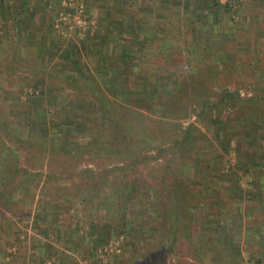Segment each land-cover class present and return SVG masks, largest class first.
Segmentation results:
<instances>
[{
    "label": "rangeland",
    "instance_id": "1",
    "mask_svg": "<svg viewBox=\"0 0 264 264\" xmlns=\"http://www.w3.org/2000/svg\"><path fill=\"white\" fill-rule=\"evenodd\" d=\"M80 1L85 7L80 19L86 24L77 19V0L59 1L55 30L62 59L60 66L50 71L61 73L58 77L81 78L86 82L93 78L122 112L137 111L158 121L145 122L143 126L139 119H131L153 138L163 141L164 135L166 142L171 143L176 134L194 125L195 147L189 156L199 149L200 153L191 164L181 162L176 171L211 189L207 204L198 208L193 219L197 224L203 222L202 229L220 237L223 247L243 250L242 264H257L250 258L255 248L252 241H244L245 229L239 217L232 222L226 217L230 220L227 226L224 222L218 225L217 221V226H212L205 217H218L220 213L238 215L247 200H255L264 209V100L255 99L264 98V71H260L264 70V0H149L147 4L134 0L138 6L132 22L136 34L124 36L114 46L107 38L112 24L100 21V1ZM172 12L181 16V29L195 42L186 48L185 58L176 55L170 59L167 55L172 47L177 51L183 49L169 40L168 30L164 29ZM194 30L197 33L192 36ZM10 31L0 40L18 48L24 36ZM159 45H164L162 52ZM29 54L30 69L16 70L17 65L11 64L14 82L2 102L0 99V177L5 176L3 168L11 164L33 173L42 172L44 176L32 180L14 198L10 208L0 213V264H116V256L125 253H137L146 264L162 259L155 248L156 239H147L156 229L144 226L160 221L149 218L144 211L152 206L147 192L140 184L130 185L128 193L118 197L120 205L114 202L115 193L125 192L124 185L121 190L117 186L136 184L134 177L142 183L158 180L156 163H141L130 174L110 172L109 181L116 188L101 179V189L91 197L85 210L82 194L86 193L82 187L86 179L81 174L86 172L93 177L88 183L98 182L94 177H101L125 161L114 154L117 148L110 146L115 140L113 129L101 119L88 93H83L86 101H81L77 98L82 94L76 96L77 90L67 88L62 101L58 96L61 87L45 83L35 89V78L45 77L25 74L41 68L37 65L39 54ZM186 60L191 62L190 67ZM240 68H245V73ZM185 84L187 88L179 94V101L168 107L172 91L179 85L181 91ZM226 91L236 94L235 102L220 104ZM27 100L28 110L24 105ZM205 102L210 105L205 107ZM33 134L60 141V150L52 154L49 145L45 148L46 157L37 153L39 161L36 157L33 161L35 151L28 153L23 143L26 138L35 139ZM96 144L104 151L94 153L92 146ZM9 148L18 150V154L12 156ZM148 151L143 149L139 157L152 154ZM172 157L165 153L162 158ZM36 163H41V167ZM22 176L19 172L18 177ZM76 184L82 186L80 192L76 191ZM257 190L261 193L254 196ZM25 192L28 195L20 199ZM129 193L141 197L131 204ZM223 202L234 207L232 212L222 211L226 206ZM247 226L256 225L248 221ZM263 235L258 239L262 240ZM213 254L211 251L206 258L200 257L199 264H219Z\"/></svg>",
    "mask_w": 264,
    "mask_h": 264
},
{
    "label": "trees",
    "instance_id": "2",
    "mask_svg": "<svg viewBox=\"0 0 264 264\" xmlns=\"http://www.w3.org/2000/svg\"><path fill=\"white\" fill-rule=\"evenodd\" d=\"M170 16L171 17L169 18V23L165 26L164 29L168 30L169 40L172 43H179L183 49H178L177 51L175 47H172L171 49H169L167 55L170 59H175L176 55L178 56L177 58H185L186 48L192 47L195 42L192 41V38H190L189 40L188 34L181 29V16L174 12H172ZM195 33H197V31L194 30L192 32V36H194ZM163 47L164 45H159V52H162L161 50ZM166 49L167 48H165L164 50ZM186 62H189L188 64L186 63V65L190 67L191 62L188 60H186ZM181 70L182 73H185V67L182 66ZM239 71L245 73V68H240ZM260 71L264 70L260 69ZM58 74L61 73H59L58 71H48L43 67L34 68L31 76L35 77L38 75H43L46 79H35V89H38L40 85L42 86L45 83L52 84L53 86H57L58 88L61 87L62 90L60 91V95L58 96L61 97L60 99L62 101V97L66 95L64 90L67 88L77 90V93L75 94L76 96L78 94H82L79 95L80 98H77L81 99V101H86V97H84L83 93H88L90 96V100L96 105V107H98V110L101 113V119L104 121V123L107 122L108 124H110L111 128L113 129L115 140L112 141L110 146H112L114 149L117 148L114 151V154L117 153L122 161H125L121 162V165L117 168L103 173L101 177H94L98 180V182L93 181L91 183H88V180L92 179L93 177L87 176L86 172L81 174L86 179L84 180V188L82 186L77 187L76 184V191L80 192V188L82 187V190H84L83 192L86 193L82 194L83 196L80 193V196H82L83 199L82 202L85 204V210L88 207L87 205L89 204L91 197H95L97 194L96 191H99V189H101V186L103 185V183H101L100 181L101 179L103 180V182H107L109 187L116 188L109 181L110 172L120 171L121 173H129L133 170H137L136 167L141 163L154 162L156 163L155 168L157 171L158 180H152L151 182L149 180H145V182L142 183L143 180L141 181L138 178L134 177L136 180V184H132L131 182L121 184L117 186V188L119 187V190H121L122 186L124 185L125 187H123L125 192L120 191L118 193H115L114 195V202L115 204H117V206H119L120 201L118 200V197L121 196L122 193L126 195V193H128L127 191L130 185L140 184L141 188L147 192L145 194L146 198L152 200V208L149 207L144 211L149 215V218L156 217L159 218L160 221L158 222V224L156 222H153V224L147 223L144 226L146 228L156 229L150 232V235L147 237V239H156V251H158L157 253L160 252L159 256H163V258L160 260H153L152 262H149L147 264H199L200 262H202L200 257L204 256L206 258L207 254L211 253V251L212 253H215L212 255V257L219 264H242L243 256L240 251L223 247L222 242L219 241L220 237H218L216 234L209 233L208 231L202 229V227H204L203 222L197 224L193 219L194 214L198 210V208L204 207L205 204H207L208 201H206V198L208 196V191L211 188L206 187L202 184H197L193 181L192 178L186 176L182 172L180 173L176 171V166H178L181 162L185 163V165L186 163L191 164L194 160V156L197 157L200 153L199 149L189 156L191 148L195 147V140L193 137V132L196 129L195 126L191 125L187 128V130H185V132L176 134L171 143L166 142L167 138L164 135L163 141L160 138H153V136L147 135L146 132L142 130V128L140 129L136 127L134 125V121L131 119L132 117L133 119H139L141 125L143 126H145V122H154V120L148 117L146 118V116H144V114L141 112L132 110L127 111L126 113L122 112L117 104L110 99L108 91L97 84L96 80L92 78L90 81L86 82L81 78H62V76L58 77ZM190 75L191 74L188 73V76ZM47 80L48 82H46ZM263 83L264 82H262V84ZM189 87L190 86H188V88ZM186 88L187 87L185 84L181 91L180 85L179 87H177V89H174L172 91L173 93H171L172 95L167 99L169 101L167 106L169 107L173 102L179 101V94H182V92ZM235 97L236 94H232L231 92L226 91L222 94L219 103L222 104L235 102L233 101L235 100ZM189 99L190 98H188L187 100ZM255 99L264 100V98L262 97H256ZM24 105H30V100H27ZM206 105L208 106L210 104L208 102H205L204 106L207 107ZM28 109L29 106L26 110ZM32 110L33 108L31 107V112ZM148 110L154 112L153 109L150 110L149 108ZM161 115L165 116L163 113ZM154 123H158V121ZM176 132L178 131L176 130ZM33 135L35 139L30 140L26 138V141L23 140V143L27 145L28 148L29 146L31 148L26 149L28 150V153L33 154V152L35 151L33 161L35 160L37 153L42 154L45 158V148L49 145L50 149H52V154H55L56 150H60V141L49 139L47 137L40 138L36 134ZM145 148L149 150L147 152L148 154H152L139 157V152L143 151V149ZM92 149L94 150V153L104 151L99 148L97 144L93 145ZM9 150H11L12 156H16L18 154V150H12L11 148H9ZM110 151H112V149L108 150V152ZM165 153H169L170 155H173V157L171 159H164L165 157L162 158ZM187 156H189V158ZM44 158L43 161L46 160ZM36 159L38 160L37 157ZM41 163H36V165H39V167H41ZM252 165H254V167L256 166V164ZM3 170L5 176L0 177V213L4 214V212H6L8 208H10V205H12L14 198L19 195L20 191L24 190V187L27 188V185H29L32 180H36L37 177L42 178V176L44 175L42 172L33 173L26 168H19L16 164L8 165L7 167L3 168ZM19 172L22 173V177H18ZM136 175L139 176L138 172H136ZM133 176H135V173L133 174ZM129 179L130 178L125 179V181H128ZM261 189H263V186ZM92 190L95 191L91 192ZM152 191L155 193L154 195L151 193ZM27 195V192L23 193L20 199L26 197ZM130 196L132 198V200H130L131 204L135 203V200L141 197L137 193L130 194ZM124 198H126V196ZM223 203H225L226 205V202ZM146 204L147 203H145L144 206H146ZM228 210L229 208L227 207V205L222 209L223 212H226ZM208 215L209 217L205 218L208 221L211 220L213 222H216V219L219 216L221 217V213L219 214V216L216 214L218 217L213 216L212 214ZM257 218H264V212L261 215L257 216ZM263 226L264 224L260 227ZM251 228L253 227H245L246 230H250ZM198 237L201 239H199ZM179 248H181L182 250H179ZM138 256L139 255H137V253H134L132 256H128L126 253L123 255H117L115 258L116 264H146L142 262Z\"/></svg>",
    "mask_w": 264,
    "mask_h": 264
},
{
    "label": "crops",
    "instance_id": "3",
    "mask_svg": "<svg viewBox=\"0 0 264 264\" xmlns=\"http://www.w3.org/2000/svg\"><path fill=\"white\" fill-rule=\"evenodd\" d=\"M59 1L61 0H0V37L11 33L10 30L13 29L15 34H21L25 39L23 43H20L21 47L18 46V48L14 47V45L11 46V44H9L10 42L6 43L0 40L1 102L2 98L7 95L4 93L10 89L9 85L14 82L13 78L15 75L12 74L15 70L11 68V64L17 65L15 67L16 70L19 67L26 68L27 70L30 69L27 61L30 59V52L32 55L34 53L39 54V56H37V65L41 68L43 67L50 71L56 70L57 66H60L59 60L61 57L59 55L61 54L62 47L58 46L56 43L59 37L57 36L55 30V23L59 15L58 9L60 8ZM98 1H100V4H97L101 6V16H99L101 17L100 21L110 22L112 24L108 27L109 36H107V38H111L109 41L112 46L122 42L120 39L124 38V36H135L134 34L136 33L134 32L132 22L134 21V16H136L134 12L138 11L136 1L112 0L110 3H107V1L104 3L103 0ZM148 1L149 0H144V4H147ZM130 6H133V9L130 8ZM36 40L39 41L38 44L36 43ZM27 54L28 58L25 57ZM12 56H14V58L10 59ZM8 60L9 63L6 62V64L4 61ZM30 73L31 72H27L25 74H28L27 76H31L29 75ZM35 79L40 80L37 78ZM46 82H48V80ZM19 90V98H22V87H20ZM260 193L261 192L257 190L253 192V195L256 196ZM232 199L234 198L232 197ZM247 201L249 203L244 202L245 204L242 205L243 212L240 214L237 215L229 213L226 216L221 215V217L219 216L216 221L218 222V225H220L221 222H224L223 225L227 226V224H229L228 221L230 220L226 217H230L231 222L233 221V218L239 217L240 221L243 223L242 227L244 226V229L245 227L249 228V226H247L248 221L255 224L256 226L254 229H245V237L243 235V238H245L244 241L247 243L251 241L253 242L255 249L250 255V258L255 260L257 264H264V238L262 240L258 239L259 235L264 233V226L260 227L264 224V218H257V216L264 212V209L261 204L255 202V200ZM231 208L233 209L234 207L231 206ZM231 208H229V210L232 212ZM237 220L239 221L238 218ZM209 223H211L212 226H217L211 220H209ZM239 251L243 256H245V252L243 250L240 249Z\"/></svg>",
    "mask_w": 264,
    "mask_h": 264
},
{
    "label": "built area",
    "instance_id": "4",
    "mask_svg": "<svg viewBox=\"0 0 264 264\" xmlns=\"http://www.w3.org/2000/svg\"><path fill=\"white\" fill-rule=\"evenodd\" d=\"M75 5H76V7H75L76 15L78 16L77 19L80 21V23L86 24L85 21L80 19L83 16L84 12H85L84 4L82 3V1L77 0Z\"/></svg>",
    "mask_w": 264,
    "mask_h": 264
}]
</instances>
